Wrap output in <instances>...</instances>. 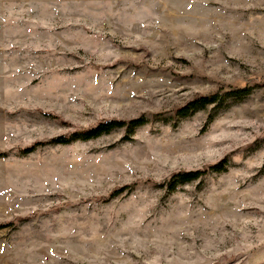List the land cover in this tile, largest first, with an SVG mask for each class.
Instances as JSON below:
<instances>
[{"label": "rangeland", "instance_id": "obj_1", "mask_svg": "<svg viewBox=\"0 0 264 264\" xmlns=\"http://www.w3.org/2000/svg\"><path fill=\"white\" fill-rule=\"evenodd\" d=\"M0 154V264H264V0H0Z\"/></svg>", "mask_w": 264, "mask_h": 264}, {"label": "trees", "instance_id": "obj_2", "mask_svg": "<svg viewBox=\"0 0 264 264\" xmlns=\"http://www.w3.org/2000/svg\"><path fill=\"white\" fill-rule=\"evenodd\" d=\"M253 89L251 87L228 89L223 92H217L215 94L207 96H197L192 101L188 102L185 106L179 108L176 111L177 116L182 118L190 117L198 112L206 110L208 107L213 106L215 110L223 109L227 102H239L248 98L252 93ZM214 116H210L207 123H211ZM149 119L146 116H141L136 119L126 120H103L97 125L90 127L88 129L75 130L69 134L61 135L47 142L36 143L30 147L19 150V155L26 156L35 152L38 147L46 145H70L78 141H91L101 138L105 135L112 134L118 130H124L125 136L123 141H128L131 136L141 127L149 123ZM2 155V154H0ZM230 162L227 159L210 165L209 167L196 171H179L172 174L165 182L157 184L156 187L160 189H166L169 193L176 192L178 189L185 185L192 184L197 181H203L209 174L216 173L222 174L228 171ZM134 186H125L121 189L115 190L107 199L110 201L121 195L126 191H132ZM10 226V224H7ZM0 226V228L7 227Z\"/></svg>", "mask_w": 264, "mask_h": 264}]
</instances>
